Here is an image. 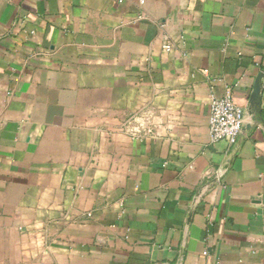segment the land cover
<instances>
[{"label":"crops","instance_id":"0c3cea01","mask_svg":"<svg viewBox=\"0 0 264 264\" xmlns=\"http://www.w3.org/2000/svg\"><path fill=\"white\" fill-rule=\"evenodd\" d=\"M0 264H264V0H0Z\"/></svg>","mask_w":264,"mask_h":264},{"label":"built area","instance_id":"2783aa9c","mask_svg":"<svg viewBox=\"0 0 264 264\" xmlns=\"http://www.w3.org/2000/svg\"><path fill=\"white\" fill-rule=\"evenodd\" d=\"M169 51L172 42L166 44ZM208 127L213 142H235L244 129V112L230 95H213L209 102Z\"/></svg>","mask_w":264,"mask_h":264}]
</instances>
